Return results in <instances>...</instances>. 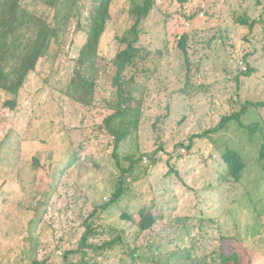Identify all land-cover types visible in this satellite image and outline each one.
<instances>
[{
  "label": "rangeland",
  "instance_id": "obj_1",
  "mask_svg": "<svg viewBox=\"0 0 264 264\" xmlns=\"http://www.w3.org/2000/svg\"><path fill=\"white\" fill-rule=\"evenodd\" d=\"M129 8L130 0L114 1L95 61L79 62L86 33L73 22L18 96L0 90V264L264 258V0H155L140 25L148 58L124 73L135 79L139 109L112 121L127 134L115 150L104 119L114 112L113 60ZM80 72L91 104L71 96ZM246 105L239 121L209 133ZM228 148L246 163L239 181ZM121 175L124 193L109 204ZM143 205L158 216L144 231Z\"/></svg>",
  "mask_w": 264,
  "mask_h": 264
},
{
  "label": "trees",
  "instance_id": "obj_2",
  "mask_svg": "<svg viewBox=\"0 0 264 264\" xmlns=\"http://www.w3.org/2000/svg\"><path fill=\"white\" fill-rule=\"evenodd\" d=\"M115 0H0V90L13 94L15 97L29 75L36 69L41 58L48 55L54 44L58 42L60 36L72 25H77L86 33V40L81 46L79 62L85 63L87 60H96L102 35L111 17V9ZM155 0H130V16L132 24L121 36L120 42L124 45L113 62L115 74L113 82L115 90L113 100L109 106L114 110L104 121L110 128L115 139V150L118 149L121 141L125 139L124 132L112 128V121L116 116L128 114L130 111L138 110L133 105L136 100L134 77L129 80L124 78V73L131 66H137L139 62L146 61L149 55L147 49L138 45L140 41V25L149 16ZM88 10V15L84 17V10ZM85 19V21L83 20ZM241 23L250 28L256 23L248 17L239 18ZM84 21V22H83ZM187 34L181 35L179 45L186 50ZM251 70L245 72L249 74ZM80 83L71 89V96L84 104L93 102V87L89 88L84 83L87 77L80 72ZM11 107L15 103L9 102ZM242 110L230 116H224L218 127L209 130V133L221 131L231 120H240L244 114ZM252 131L254 129H251ZM264 157V150H262ZM230 175L239 181L242 171L246 167L242 155L233 148H228L224 154ZM128 170H123L127 172ZM123 177L120 176L118 189L114 193L110 203L116 202L124 193ZM137 224L142 231L150 229L158 219L156 213L149 209L148 205H143L139 211ZM89 231H86L82 243L86 244ZM117 243L111 240L106 244L110 247ZM223 264H243L237 252H226L220 254ZM33 264H40L35 261Z\"/></svg>",
  "mask_w": 264,
  "mask_h": 264
},
{
  "label": "crops",
  "instance_id": "obj_3",
  "mask_svg": "<svg viewBox=\"0 0 264 264\" xmlns=\"http://www.w3.org/2000/svg\"><path fill=\"white\" fill-rule=\"evenodd\" d=\"M260 263L264 264V258L262 256H258L257 261H255L254 264H260Z\"/></svg>",
  "mask_w": 264,
  "mask_h": 264
}]
</instances>
